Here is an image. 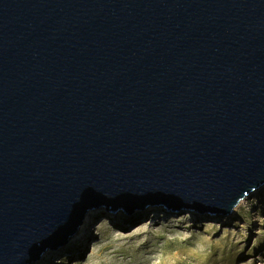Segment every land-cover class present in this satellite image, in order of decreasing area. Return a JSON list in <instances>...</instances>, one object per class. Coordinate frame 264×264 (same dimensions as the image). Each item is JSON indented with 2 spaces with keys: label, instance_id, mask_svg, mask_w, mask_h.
Segmentation results:
<instances>
[{
  "label": "water",
  "instance_id": "water-1",
  "mask_svg": "<svg viewBox=\"0 0 264 264\" xmlns=\"http://www.w3.org/2000/svg\"><path fill=\"white\" fill-rule=\"evenodd\" d=\"M263 185L264 0H0V264Z\"/></svg>",
  "mask_w": 264,
  "mask_h": 264
},
{
  "label": "rangeland",
  "instance_id": "rangeland-1",
  "mask_svg": "<svg viewBox=\"0 0 264 264\" xmlns=\"http://www.w3.org/2000/svg\"><path fill=\"white\" fill-rule=\"evenodd\" d=\"M121 210L90 212L81 235L34 264H264V185L229 214L156 205Z\"/></svg>",
  "mask_w": 264,
  "mask_h": 264
},
{
  "label": "bare ground",
  "instance_id": "bare-ground-1",
  "mask_svg": "<svg viewBox=\"0 0 264 264\" xmlns=\"http://www.w3.org/2000/svg\"><path fill=\"white\" fill-rule=\"evenodd\" d=\"M122 211V210H121ZM109 215V214H108ZM88 216V215H87ZM89 223V216L86 217L78 226L77 231L75 234L69 235L67 239H70L71 237H76L82 234L85 226H87V224ZM43 256H45V254H43Z\"/></svg>",
  "mask_w": 264,
  "mask_h": 264
}]
</instances>
